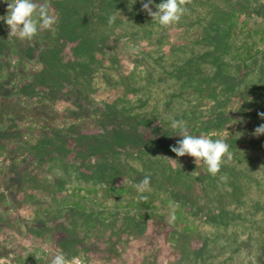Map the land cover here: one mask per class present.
<instances>
[{"label": "trees", "instance_id": "16d2710c", "mask_svg": "<svg viewBox=\"0 0 264 264\" xmlns=\"http://www.w3.org/2000/svg\"><path fill=\"white\" fill-rule=\"evenodd\" d=\"M144 2L49 0L57 23L52 30L40 31L33 45L17 44L23 72H10L7 59L13 45L0 40V111L3 115L10 112L17 122L0 131V148L13 157L15 167L20 165L15 163L18 152L30 154L38 165L48 163L53 176L22 171L15 186L38 207L29 227L50 237L67 257L78 255L75 242L85 243L91 229L114 230L121 216L126 223L131 219L146 223L161 216L166 222L183 225L185 213L173 209L175 204L185 206L177 202L176 190L202 195L207 186L218 189L226 182L240 204L241 178L255 179L251 169L257 167L264 171V157L248 155L249 149L260 152L264 147V134H253L264 124L259 115L264 112V2L192 0L177 23L185 30L177 41H171L168 28L142 10ZM161 2L150 5L153 11ZM112 15L117 18L109 24ZM125 37L134 43L145 39L157 45L154 50L138 51L136 69L128 74L118 67L126 54L117 48ZM34 59L42 67L14 92L8 90V81L27 73ZM37 86L44 90L37 91ZM101 88H121L124 93L105 104L104 110L96 108L97 130L84 132L81 112ZM36 91L40 101L32 108L12 100L20 93L33 97ZM60 93L73 97L65 115L70 124L49 129L44 113ZM238 96L242 103L237 110L247 116L251 113L253 122L250 127L238 125L224 139L233 154L231 160L247 168L230 166L225 160L213 176L194 162L175 166L171 161L177 155L171 146L182 137L171 128L172 121L182 120L189 134L221 138L227 121L238 122L228 109ZM208 100L213 103L205 110ZM21 122L42 124L40 136L35 141L23 140L18 128ZM86 129L92 131L90 126ZM15 137L19 141L11 146L10 139ZM220 173L225 174L224 180ZM145 175L150 176V185L139 192L136 185ZM1 201L2 195L0 207Z\"/></svg>", "mask_w": 264, "mask_h": 264}, {"label": "rangeland", "instance_id": "374dc122", "mask_svg": "<svg viewBox=\"0 0 264 264\" xmlns=\"http://www.w3.org/2000/svg\"><path fill=\"white\" fill-rule=\"evenodd\" d=\"M48 1L37 0L38 3L46 4ZM261 1L264 2V0ZM6 14L7 3L5 0H0V16ZM9 31L10 28L5 21L0 20V40L5 39L13 45L11 55L7 59L10 72L17 70L23 72L24 69H21L20 65L22 55L19 54L17 44L33 45L34 38L31 41H21L15 37H9ZM184 34V27L178 24L167 30L171 41H177ZM156 48V44L149 43L145 39L134 43L127 40V37L123 38L117 48V51L126 54L123 63L120 61L118 66L121 73L128 74L136 69L135 58L138 51ZM41 67L42 64L37 59L30 60L27 73L14 75L6 87L14 92L29 75ZM142 68L144 67L138 70ZM37 88V91L44 90L42 86H37ZM123 93L124 90L121 88L105 91L101 88L94 93L93 101L85 105L83 107L85 110L81 112L85 127L90 126L89 130L92 131H88L85 127L83 131L95 133L97 129L94 126H97L96 119L98 118L96 108L104 110L105 104L116 96H122ZM54 98L55 101L48 107V112L44 113L46 115L44 120L50 123L49 129L70 124L65 115L69 113L70 100H73V97L67 98L60 93L54 95ZM12 100L13 102L20 101L30 108L37 106L40 101L38 92L33 97L22 93L16 94ZM49 102L52 101L48 100ZM212 103L208 100L204 109L206 110ZM241 103L242 100L238 96L229 106L231 116L235 117L238 122L234 125L230 124V121L226 122V128L222 132L223 138H228L234 131H237L238 125L246 124L248 127L252 125L251 113L247 116V113L245 114L240 109L237 110ZM4 115L0 111V131L15 122L10 112ZM45 121L42 124H45ZM40 126L21 122L18 126L20 136L23 140L35 141L40 136ZM251 135L252 133L246 135L243 145L247 143ZM18 141L17 137L10 139L11 146ZM16 154L18 158L15 163L18 162L19 167L13 166V157L2 152L0 148V195H2L1 203L3 204L0 207V264H49L51 257L61 251L57 249L50 237L38 234L29 227L37 214L38 207L28 199L25 191H17L15 182L18 173L22 171H31L44 177L53 175L48 170V163L38 165L30 154L20 152ZM257 154L264 157V147L260 152L253 149L248 150L250 156ZM194 159L188 155L175 156L171 162L175 166L187 165L194 162ZM226 163L230 166L238 165L240 169L247 168L244 163L235 159ZM201 165L202 168H206L202 162ZM224 175L220 173L219 177L224 180ZM251 176L255 179L247 181L241 178L242 193L239 195L242 202L240 204L233 199L231 186L223 181L218 189L207 186V192L201 193L202 195L190 190H176L174 195L177 202L185 206L180 207L179 204H175L173 209H180L185 213L183 225L176 226L166 222L161 216L143 223L137 219H131L134 215H131V220L126 223L124 217L121 216L114 230L94 228L91 229V234L85 239V243L75 242V247L79 251L78 255L67 257L63 254L69 264H263L264 171L261 167L251 169ZM256 178L260 180V183H257ZM82 221L83 219L80 218L79 224ZM65 222L68 224L70 220L67 219ZM81 227L84 226L81 225ZM4 251L7 253L1 254Z\"/></svg>", "mask_w": 264, "mask_h": 264}, {"label": "clouds", "instance_id": "9594fccd", "mask_svg": "<svg viewBox=\"0 0 264 264\" xmlns=\"http://www.w3.org/2000/svg\"><path fill=\"white\" fill-rule=\"evenodd\" d=\"M5 2L7 3V14L0 16V20L5 21L9 26V37L31 41L40 31L52 30L57 23L56 17L50 12L46 3H38L37 0H5ZM154 2L155 0H147L142 4V10L152 17L153 22L163 28H169L180 22L186 12V5L192 0H162L161 3L156 4L157 11H153L150 6ZM131 3L134 4L135 0L134 2L131 0ZM116 18L115 15L110 16L108 23H114ZM259 115L264 118V112ZM171 128L182 137L176 145L171 146V151L178 157L185 155L194 157L197 168L203 162L207 172L216 176L224 161H231L233 154L224 138L213 139L204 134H189L182 120H173ZM253 134L257 136L264 134V124L258 126ZM150 179V176L145 175L136 185L137 190L145 191L150 185ZM49 264H69V261L63 253H57L51 257Z\"/></svg>", "mask_w": 264, "mask_h": 264}]
</instances>
